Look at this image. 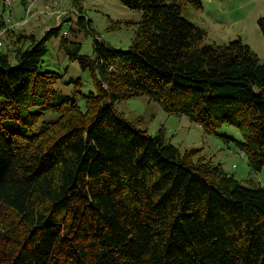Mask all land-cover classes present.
<instances>
[{"label":"trees","instance_id":"trees-1","mask_svg":"<svg viewBox=\"0 0 264 264\" xmlns=\"http://www.w3.org/2000/svg\"><path fill=\"white\" fill-rule=\"evenodd\" d=\"M118 1L141 11L127 49L81 13L39 36L0 19V264H264V188L115 108L148 94L209 133L233 125L259 171L264 60L240 39L201 45L205 31L181 15L185 0ZM257 23L264 36V17ZM82 30L94 34L92 55L80 51ZM54 36L88 71V92L80 78L66 82L74 95L57 91L68 67L48 53ZM46 111L56 116L35 129Z\"/></svg>","mask_w":264,"mask_h":264},{"label":"rangeland","instance_id":"rangeland-1","mask_svg":"<svg viewBox=\"0 0 264 264\" xmlns=\"http://www.w3.org/2000/svg\"><path fill=\"white\" fill-rule=\"evenodd\" d=\"M195 1L196 3L185 0L181 15L205 31L201 45L223 44L240 39L260 61L264 60V36L257 23L260 17H264V0ZM80 4L79 10L73 7L70 0H0V19L17 31L33 32L39 36L48 26L58 25L62 15H68L73 23L77 14L81 13L84 18L91 20L94 32L106 43L119 49L128 48L137 28L135 22L141 19L140 10L129 8L118 0H80ZM62 27L67 28L68 25ZM93 35L89 31L78 32L75 38L81 43L82 53L92 55ZM7 37L8 34L0 32V41L3 43L0 49L8 41ZM70 37L73 38L71 35ZM58 41L59 37L54 36L47 42L48 53L52 52L53 57H58L63 63L62 67H68V71L56 82L57 91L64 95H74V84L66 82L80 78L83 83L80 90L88 92L92 88L87 84L88 71L81 70L77 61L67 60L59 52ZM72 46L69 45V49ZM115 108L126 118L137 120L136 126L150 135L162 130L166 139L181 151L200 149L198 156L222 165L242 185L264 188V167L256 171L248 166L246 157L234 144V139L241 138V133L235 126L223 124L217 128L216 133H209L184 115L168 113L148 94L119 101ZM55 116V113L46 111L35 129L39 128L42 121ZM224 135L232 140L225 142L222 138Z\"/></svg>","mask_w":264,"mask_h":264},{"label":"built area","instance_id":"built-area-1","mask_svg":"<svg viewBox=\"0 0 264 264\" xmlns=\"http://www.w3.org/2000/svg\"><path fill=\"white\" fill-rule=\"evenodd\" d=\"M2 20H3V19H2ZM7 25L10 26L9 24H7ZM1 32H2V31H1ZM1 43H2V42L0 41V45H1Z\"/></svg>","mask_w":264,"mask_h":264}]
</instances>
